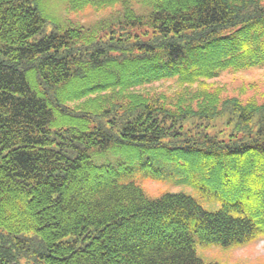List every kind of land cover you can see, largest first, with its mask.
<instances>
[{
    "label": "trees",
    "instance_id": "obj_1",
    "mask_svg": "<svg viewBox=\"0 0 264 264\" xmlns=\"http://www.w3.org/2000/svg\"><path fill=\"white\" fill-rule=\"evenodd\" d=\"M48 1L0 0V264H218L198 242L263 235L264 102L209 80L264 66V0Z\"/></svg>",
    "mask_w": 264,
    "mask_h": 264
},
{
    "label": "rangeland",
    "instance_id": "obj_2",
    "mask_svg": "<svg viewBox=\"0 0 264 264\" xmlns=\"http://www.w3.org/2000/svg\"><path fill=\"white\" fill-rule=\"evenodd\" d=\"M47 7L50 13L58 16L62 21L72 20L83 24H92L103 18V14L86 11L81 14L67 11L61 0H49ZM214 86L222 87L226 96H238L243 100L256 99L264 102V66L251 67L240 71L228 70L219 77L209 80ZM142 91H149L151 94H175L180 90L178 80L170 79L155 82L140 88ZM145 190L149 194L158 195L165 189H173L167 183H160L149 180L145 182ZM187 189L194 192L192 188L179 186L177 189ZM197 253L200 257L209 262L218 264H264V234L243 245L222 246L218 244L203 245L197 243Z\"/></svg>",
    "mask_w": 264,
    "mask_h": 264
}]
</instances>
